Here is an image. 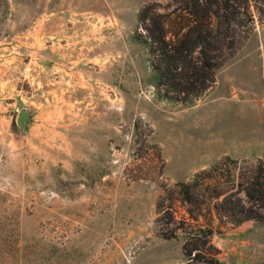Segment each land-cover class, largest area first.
Segmentation results:
<instances>
[{
  "label": "rangeland",
  "instance_id": "1",
  "mask_svg": "<svg viewBox=\"0 0 264 264\" xmlns=\"http://www.w3.org/2000/svg\"><path fill=\"white\" fill-rule=\"evenodd\" d=\"M172 1L0 0V264H205L183 254L199 229L206 256L264 264V226L213 208L264 162V31L202 96L163 100L139 15Z\"/></svg>",
  "mask_w": 264,
  "mask_h": 264
},
{
  "label": "trees",
  "instance_id": "2",
  "mask_svg": "<svg viewBox=\"0 0 264 264\" xmlns=\"http://www.w3.org/2000/svg\"><path fill=\"white\" fill-rule=\"evenodd\" d=\"M139 24L149 44L151 70L157 73L158 97L171 102H185L202 96L216 82L217 73L234 58L236 52L253 34L256 24L264 31V0H173L168 4L150 3L140 12ZM230 160V159H228ZM236 164V161L230 160ZM223 163L210 171H202L191 183L178 184L179 194L190 206L197 205L201 179L219 173ZM234 194L215 191L214 205L219 218L238 226L254 221L264 226V162L248 176H237ZM232 188L234 189V183ZM206 189H209L207 186ZM242 193V198H232ZM247 206V207H246ZM198 208V207H197ZM192 219L195 211H188ZM192 248L183 244L184 258L196 252L193 260L205 264H223L206 256L201 248L219 254L210 241L211 229H199ZM164 240L175 235L160 230Z\"/></svg>",
  "mask_w": 264,
  "mask_h": 264
},
{
  "label": "water",
  "instance_id": "3",
  "mask_svg": "<svg viewBox=\"0 0 264 264\" xmlns=\"http://www.w3.org/2000/svg\"><path fill=\"white\" fill-rule=\"evenodd\" d=\"M29 119V113L27 110L25 109H21L18 117H17V126L18 128H24L26 126V122Z\"/></svg>",
  "mask_w": 264,
  "mask_h": 264
},
{
  "label": "crops",
  "instance_id": "4",
  "mask_svg": "<svg viewBox=\"0 0 264 264\" xmlns=\"http://www.w3.org/2000/svg\"><path fill=\"white\" fill-rule=\"evenodd\" d=\"M229 158H231V157H229ZM233 159L248 160V159H252V158H233ZM259 159L264 160V158H259Z\"/></svg>",
  "mask_w": 264,
  "mask_h": 264
},
{
  "label": "flooded vegetation",
  "instance_id": "5",
  "mask_svg": "<svg viewBox=\"0 0 264 264\" xmlns=\"http://www.w3.org/2000/svg\"><path fill=\"white\" fill-rule=\"evenodd\" d=\"M27 123V122H26Z\"/></svg>",
  "mask_w": 264,
  "mask_h": 264
}]
</instances>
